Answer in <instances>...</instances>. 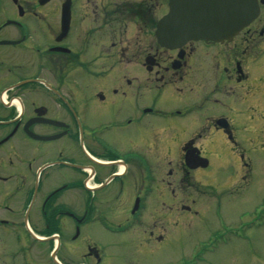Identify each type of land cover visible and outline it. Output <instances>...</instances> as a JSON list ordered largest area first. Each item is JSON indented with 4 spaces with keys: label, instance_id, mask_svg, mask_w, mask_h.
Returning a JSON list of instances; mask_svg holds the SVG:
<instances>
[{
    "label": "flooded vegetation",
    "instance_id": "flooded-vegetation-1",
    "mask_svg": "<svg viewBox=\"0 0 264 264\" xmlns=\"http://www.w3.org/2000/svg\"><path fill=\"white\" fill-rule=\"evenodd\" d=\"M175 1L0 0V264H153L227 151L248 183L264 0L231 40L169 45Z\"/></svg>",
    "mask_w": 264,
    "mask_h": 264
},
{
    "label": "rangeland",
    "instance_id": "rangeland-1",
    "mask_svg": "<svg viewBox=\"0 0 264 264\" xmlns=\"http://www.w3.org/2000/svg\"><path fill=\"white\" fill-rule=\"evenodd\" d=\"M261 139L258 143L253 138L249 147L237 152L252 163L248 183L228 188L237 161L227 151L228 163H222L217 181L207 183L212 188L203 189L205 195L197 204L189 202L197 215L183 213L182 219H174L168 248L157 253L153 264H264V136ZM129 182L125 178L123 185Z\"/></svg>",
    "mask_w": 264,
    "mask_h": 264
},
{
    "label": "water",
    "instance_id": "water-1",
    "mask_svg": "<svg viewBox=\"0 0 264 264\" xmlns=\"http://www.w3.org/2000/svg\"><path fill=\"white\" fill-rule=\"evenodd\" d=\"M256 4V0H176L159 23V40L169 45L231 40L259 16Z\"/></svg>",
    "mask_w": 264,
    "mask_h": 264
}]
</instances>
